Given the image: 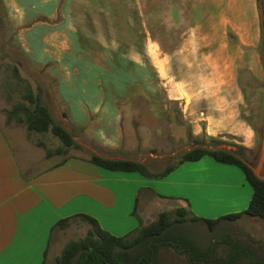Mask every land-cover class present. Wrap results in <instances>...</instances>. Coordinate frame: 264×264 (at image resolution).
I'll list each match as a JSON object with an SVG mask.
<instances>
[{
  "label": "crops",
  "instance_id": "obj_1",
  "mask_svg": "<svg viewBox=\"0 0 264 264\" xmlns=\"http://www.w3.org/2000/svg\"><path fill=\"white\" fill-rule=\"evenodd\" d=\"M1 1L25 56L38 64H51L52 77L55 83L58 80L66 103L68 119L65 122L79 133V138L64 125L62 127L81 146L83 143L78 139L89 141L95 147L96 151L88 147L94 155L127 159L121 154L120 110L109 91L94 83L105 79L103 72L93 70L90 73L91 68L86 67L92 65V61L86 57L76 58L81 51L78 42L82 31L93 28V19L108 14L107 10L98 8L99 4L101 6L108 0ZM116 1L123 3L125 0ZM148 1L147 16L150 19L157 17L158 1L165 4L167 11L170 5L174 6L166 17L171 16L172 23L169 25L174 29L180 28L182 33V40L175 49L184 48L183 35L192 30L198 36L203 35L204 41L206 36L208 48L217 50L220 71L214 73L215 76L202 74L200 69L203 67L195 66L188 76L177 70L176 77H181L180 80L226 83L234 79L238 69L242 71L246 68L259 73L256 50L262 36V24L258 0ZM133 2L141 5L144 0ZM58 15L61 20L55 24L38 22V19L52 20ZM134 15L142 18L145 13L138 8ZM151 29L150 33H154V28ZM194 48L199 50L196 46ZM175 54L169 55L176 67ZM71 64L77 66L75 74L71 71L73 67L69 68ZM234 123L237 124L235 119ZM239 136L247 142L245 148L251 150V129H243ZM26 137L24 127L6 124L4 109L0 108V264H55L64 246L83 238L90 229L88 223L74 218L78 215L92 217L104 231L123 237L134 231L140 222L149 224L155 221L162 212L186 208L192 216L218 220L245 211L251 199V186L246 185V179L240 180L235 188L225 181L215 183V197L206 193L205 184L190 182L181 183L187 187L184 192L175 190L163 194L156 189L159 179L147 178L136 172L108 171L90 163L89 158L78 156L62 160L56 159V156L46 159L43 153H36L40 148ZM14 139L19 151L14 146ZM200 160L186 161L173 172L183 168L193 173ZM41 163L44 166L35 169L34 166ZM172 185L178 186L175 181ZM206 203H213V208L219 212L213 218L203 214ZM243 218L235 222L221 221L218 225L235 226ZM64 219L71 220L65 227L57 226ZM228 238L214 241L215 244L221 243L211 250L217 254L214 260L228 257L221 256L227 247L223 243H231L232 237ZM258 263L264 264V260Z\"/></svg>",
  "mask_w": 264,
  "mask_h": 264
},
{
  "label": "rangeland",
  "instance_id": "obj_2",
  "mask_svg": "<svg viewBox=\"0 0 264 264\" xmlns=\"http://www.w3.org/2000/svg\"><path fill=\"white\" fill-rule=\"evenodd\" d=\"M156 4L157 17L150 19L147 16L148 0H144L141 5L133 0H125L123 3L105 1L98 8L107 10L108 14L93 19L96 26L93 25L92 29L89 27V31H82L81 41L78 39L81 51L76 58L86 57L92 61V65L86 64L87 69L91 68L90 73L93 70L103 72L105 79H98L94 83L109 91L120 110L122 156L146 164L152 171H159L176 161L180 154L195 147L197 139L210 144L212 138L224 142L215 149L239 154L264 177V155L261 152L264 131V49L260 50V47H264V0H258V5L262 7L260 14L263 31L256 50L259 73L247 71L246 68H243V72L238 69L234 79L226 83L213 80L183 81L181 77H176L177 70H182V74L188 76L195 66L203 67L200 73L215 76L214 73L220 71L215 52L217 50L208 48V40L206 36L203 40L202 30L199 31L202 36L190 30L183 35L186 49H175L182 40V33L180 28L174 29L169 25L172 17H166V13L170 14L174 6L170 5L167 11L163 2L158 1ZM138 8L145 13L142 18L134 15ZM60 18L58 15L52 20L38 19V22L55 24L60 22ZM150 27L154 28V33H150ZM169 54H175L178 66L171 63ZM72 67L71 64L69 68ZM75 69L77 66L71 70L74 74ZM27 85L34 92L41 91L43 101L51 110L55 122L64 125L79 138V133L65 122L68 119L66 103L58 80L55 83L52 77L51 64H38L25 56L18 43L17 32L12 28L0 0V108L9 109L20 101V90L23 91ZM233 119L237 124H232ZM13 125L24 127L17 123ZM245 128L252 131L251 150L245 148L247 142L239 136ZM26 135L34 146L38 141L50 149L60 145L49 133L28 135L26 131ZM78 141L83 143L82 149H72L66 156H56V159L62 160L68 156L90 158L94 155L95 147L89 141ZM13 142L19 151L17 140ZM36 153H43L46 158L42 148L36 150ZM41 166L44 165L41 163L34 167L36 169ZM179 169L171 173V176L157 180L156 189L163 194L175 190L184 192L187 187L181 183H202L206 185V193L215 197V183L225 181L235 188L240 180H245L240 168L220 164L210 156H203L193 173ZM174 181L178 186L172 185ZM246 185L250 187L248 183ZM213 206V203H206L203 214L209 218L216 216L219 212ZM184 227L183 233L187 240L198 249L202 248L199 249L202 261L211 263L217 257L211 250L221 245L214 241L218 238L227 240L229 236L232 237L231 243H223L227 247L221 256H229L230 251V256L235 254V264H249L250 261L256 264L264 260L262 219L245 217L235 226L217 225L212 231L201 223L191 222Z\"/></svg>",
  "mask_w": 264,
  "mask_h": 264
},
{
  "label": "trees",
  "instance_id": "obj_3",
  "mask_svg": "<svg viewBox=\"0 0 264 264\" xmlns=\"http://www.w3.org/2000/svg\"><path fill=\"white\" fill-rule=\"evenodd\" d=\"M258 7L262 13L261 5ZM262 49L263 46L260 47V50ZM4 115L6 124L23 125L28 135L49 133L60 142L55 149L48 148L41 141L36 143V146L45 151L46 158L66 156L72 149H82L72 134L55 122L49 107L43 101L41 91L34 92L30 85L23 91L20 90V101L11 108L4 109ZM209 142L210 144H207L205 140L197 139L195 147L180 154L176 161L159 171H152L146 164L129 159H107L92 155L88 161L108 171L136 172L147 178L161 179L182 163L198 161L207 155L216 162L234 165L242 170L252 188L251 200L245 211L218 220H205L192 216L186 208H177L160 213L157 219L149 224L140 222L134 231L123 237H116L104 231L92 217L78 215L74 218L88 223L90 229L83 238L68 242L56 258L55 264H235V254L212 260L211 263L200 260L199 250L187 240L183 228L192 222L204 224L212 231L221 221L235 222L242 217L264 220V180L255 176L239 154L214 148L224 142L212 138ZM70 220H61L57 226L65 227ZM249 264L253 263L250 261Z\"/></svg>",
  "mask_w": 264,
  "mask_h": 264
},
{
  "label": "water",
  "instance_id": "obj_4",
  "mask_svg": "<svg viewBox=\"0 0 264 264\" xmlns=\"http://www.w3.org/2000/svg\"><path fill=\"white\" fill-rule=\"evenodd\" d=\"M261 152H262V155H264V131H263V137H262ZM246 164L252 169V171L254 172L256 177H258L261 180H264V177H262L258 174V170L254 169L250 164H248V163H246Z\"/></svg>",
  "mask_w": 264,
  "mask_h": 264
}]
</instances>
